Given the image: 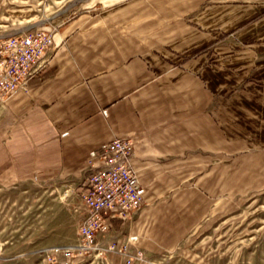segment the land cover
Listing matches in <instances>:
<instances>
[{
	"label": "crops",
	"instance_id": "obj_1",
	"mask_svg": "<svg viewBox=\"0 0 264 264\" xmlns=\"http://www.w3.org/2000/svg\"><path fill=\"white\" fill-rule=\"evenodd\" d=\"M93 1L96 14L43 28L54 35L44 68L3 105L0 185L68 179L79 189L91 153L121 139L132 143V165L153 201L177 187V172L183 182L200 173L202 131L204 150L216 149L217 93L246 79L248 92L263 90L264 4L214 2L196 13L190 41L153 36L138 16L143 0ZM157 209L110 221L112 229L137 237L132 250L150 255L180 221Z\"/></svg>",
	"mask_w": 264,
	"mask_h": 264
},
{
	"label": "rangeland",
	"instance_id": "obj_2",
	"mask_svg": "<svg viewBox=\"0 0 264 264\" xmlns=\"http://www.w3.org/2000/svg\"><path fill=\"white\" fill-rule=\"evenodd\" d=\"M216 1L231 0H143L140 4L147 9L138 16L151 21L153 36L191 41L196 13ZM244 2L264 4V0ZM93 3L0 0V39L57 27L86 11L96 14L90 9ZM247 83L246 79L231 93H217L216 124L211 125L216 130V149L204 150L209 142L206 139L204 145L202 131L200 173L188 175V182H183L186 174L177 172V187L156 200L145 198L143 208L133 216L154 207L180 220L177 235L170 231L161 236L146 254L150 264H264V87L248 92ZM6 101L0 99V126L6 122ZM83 184L78 189L73 181L58 179L13 188L0 185V264H124L109 248L114 243L128 244L135 236L119 237L113 229L99 235L96 251L75 261L62 255L52 262V250L81 243L79 228L86 220ZM114 254L120 257L117 263L111 260Z\"/></svg>",
	"mask_w": 264,
	"mask_h": 264
},
{
	"label": "built area",
	"instance_id": "obj_3",
	"mask_svg": "<svg viewBox=\"0 0 264 264\" xmlns=\"http://www.w3.org/2000/svg\"><path fill=\"white\" fill-rule=\"evenodd\" d=\"M53 47V33L42 28L0 39V99L8 100L19 91H27ZM133 155L132 143L121 139L91 153L90 173L81 193L90 215L80 224L81 243L52 250V262L61 255L75 261L96 251L99 235L112 230L110 221H129L143 208L146 190L132 165ZM137 241V237H130L128 244L114 243L109 251L120 255L124 264H150L142 250H132Z\"/></svg>",
	"mask_w": 264,
	"mask_h": 264
}]
</instances>
